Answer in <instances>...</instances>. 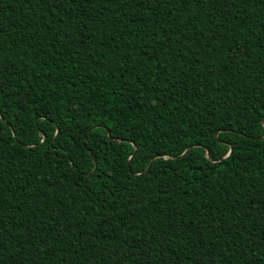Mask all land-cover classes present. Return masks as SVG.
Masks as SVG:
<instances>
[{"label": "trees", "instance_id": "obj_1", "mask_svg": "<svg viewBox=\"0 0 264 264\" xmlns=\"http://www.w3.org/2000/svg\"><path fill=\"white\" fill-rule=\"evenodd\" d=\"M0 114V264H264V0H0Z\"/></svg>", "mask_w": 264, "mask_h": 264}, {"label": "water", "instance_id": "obj_2", "mask_svg": "<svg viewBox=\"0 0 264 264\" xmlns=\"http://www.w3.org/2000/svg\"><path fill=\"white\" fill-rule=\"evenodd\" d=\"M108 136H109V133H108ZM109 137H110V136H109ZM190 149H191V148H189L188 150H186V151L182 154V156L185 155ZM206 154H207V157L210 158V154H209L208 151L206 152ZM229 154H230V152L228 153L227 156H229ZM227 156H226V157H227ZM155 159H157V157H153V158L151 159V161H150V163H149V166L147 167L146 171L150 168L151 163H152Z\"/></svg>", "mask_w": 264, "mask_h": 264}, {"label": "snow or ice", "instance_id": "obj_3", "mask_svg": "<svg viewBox=\"0 0 264 264\" xmlns=\"http://www.w3.org/2000/svg\"><path fill=\"white\" fill-rule=\"evenodd\" d=\"M142 2H148V0H142ZM206 2V0H205ZM0 118H2V114H0ZM45 143L47 142L46 138H45ZM135 149H136V154L138 155L139 154V145H134L133 146Z\"/></svg>", "mask_w": 264, "mask_h": 264}]
</instances>
